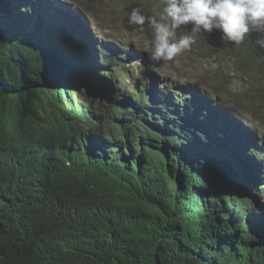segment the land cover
<instances>
[{
  "label": "trees",
  "instance_id": "1",
  "mask_svg": "<svg viewBox=\"0 0 264 264\" xmlns=\"http://www.w3.org/2000/svg\"><path fill=\"white\" fill-rule=\"evenodd\" d=\"M44 2L0 0V153L10 163L0 162V264H264V247L252 252L242 241L249 225L240 224L244 203L264 206L256 197L264 199V154L255 158L261 148L237 109L196 85L150 86L139 65L133 77L127 52L97 44L67 13H45ZM211 38L264 80L255 33L239 45L216 29ZM90 63L108 70L85 76L87 96L78 79ZM129 79L125 101L106 91L109 104L93 101L97 84ZM146 125L168 132L169 155L151 149L160 146L152 133L124 132ZM108 128L112 143L102 138ZM252 172L261 186L250 203L235 202L231 191Z\"/></svg>",
  "mask_w": 264,
  "mask_h": 264
},
{
  "label": "rangeland",
  "instance_id": "2",
  "mask_svg": "<svg viewBox=\"0 0 264 264\" xmlns=\"http://www.w3.org/2000/svg\"><path fill=\"white\" fill-rule=\"evenodd\" d=\"M44 4L45 11L67 13L82 21L79 24L87 26L93 32V35L96 36L94 37L95 42L110 44V47L118 50L117 56H122V52H127V59H124L122 64L130 66L134 74L133 77H137V74L140 75L136 67L139 65L143 67V73L150 78V86L156 79L158 86L161 84L172 86L177 92L178 87L190 86L195 82L207 89L210 94L208 97L218 100L233 110L237 109V113L241 115L251 133L254 143L257 144L260 140V136L256 135V132L264 137V110L262 109L264 105L259 103L256 97H253L257 88L260 92H257L256 96L264 98V80L260 82L257 81L258 78L250 77L248 61L240 56L235 59L236 53L230 48V45L218 44L211 38L212 32L195 34L196 42L191 48L177 55L173 60L154 62L149 59L152 47L151 29L147 24L144 25L143 31L138 26L129 25L128 14L133 7H139L145 14H154L160 9V2L157 3L155 0H45ZM191 27L192 25L189 24L178 28L176 30L177 37L192 34ZM96 68L97 65L91 63L86 73L78 79L81 87L86 88L87 96L90 84L84 78L90 70L96 71ZM99 69L102 70L101 72L107 70L104 67ZM117 69H119L118 66L114 67L113 71ZM94 74L96 77L97 73ZM262 75L264 76V67ZM129 81L130 83H126L122 88L116 84L117 88L114 89L129 91L134 80L129 79ZM147 81L149 82V80ZM189 95L190 93L186 96ZM200 95L207 96L204 93ZM258 146L261 150L258 153L255 152V155H263L264 140ZM258 177L256 175L254 178L256 187L259 186ZM245 178V183L238 186L246 187L252 176L248 174ZM173 181L175 182L174 179ZM252 189L253 186H248L249 192ZM257 199L259 203L264 202L261 196H257ZM262 240H264V235L251 237L248 248L250 249L251 246Z\"/></svg>",
  "mask_w": 264,
  "mask_h": 264
},
{
  "label": "clouds",
  "instance_id": "3",
  "mask_svg": "<svg viewBox=\"0 0 264 264\" xmlns=\"http://www.w3.org/2000/svg\"><path fill=\"white\" fill-rule=\"evenodd\" d=\"M160 9L159 11L155 12L154 14L148 15L145 14L139 7H133L128 14V24L138 26L141 31H143L144 25H148L152 32V41H151V52L149 55V59L154 62L160 61H171L177 55L181 54L182 52L189 50L191 46L196 42L195 34L199 33H211L213 29L219 30L221 32V39L222 41H228L234 43L236 45L241 44L246 35L249 34H256V44L264 49V0H160ZM45 13H56V12H48ZM57 14V13H56ZM80 20L77 19L75 22H79ZM191 24V33L192 34H185L177 37L176 30L181 26H186ZM91 64V63H90ZM89 64V65H90ZM127 66V65H126ZM141 67V66H140ZM128 68V67H127ZM130 68V66H129ZM143 68V67H141ZM99 68H96V71L92 69L93 73L99 74L97 71ZM101 70V69H99ZM108 70V68H107ZM106 70V71H107ZM102 71V70H101ZM105 71V72H106ZM134 75V74H133ZM85 80V79H84ZM89 82V79H87ZM190 85H197L202 90H205L207 93V89L203 88L202 86L198 85L197 83L190 84ZM89 90L92 88L91 84L88 85ZM94 88H97L100 96L94 98L93 101L99 100L100 105H106V100L104 95L102 94L103 91L107 93H113L118 101H125V97L128 91H123L117 88L116 84L113 83L112 85H108L105 82H101L97 84ZM86 92V88L83 89ZM75 90H71V94H76ZM205 95H209L205 94ZM147 96V95H144ZM136 104H138L132 97H130ZM149 99V106L152 107V103ZM216 100V99H215ZM154 107V106H153ZM128 110L131 111V108L128 107ZM124 112V111H123ZM112 113L108 112L106 115L110 116ZM98 128V127H97ZM146 129L139 127L138 130H128L124 131L126 135L131 136L132 134H150L152 133L155 137H150L151 139L160 143L158 148L151 147L153 151L162 150L164 156L169 155L170 148L164 145L162 142L163 137L168 135V132L161 128V131L158 129L156 125H146ZM99 129V128H98ZM115 128H108L104 129L102 132V138L105 141L112 143V138L108 137ZM150 132V133H149ZM258 132H256L257 135ZM89 135L88 133H86ZM92 135L99 136V134L95 131H91ZM259 136V135H258ZM18 138V135H17ZM119 141H124V138H115ZM138 140V138H136ZM256 140V139H255ZM92 146L94 147V141L91 140ZM262 143H257L258 145ZM256 144V143H255ZM48 144L41 146L35 157V162H37L34 167L37 168L43 162V159L46 155V147ZM259 147V146H258ZM258 153V152H257ZM135 157L141 155L139 152L138 154H134ZM263 155L256 156V159H261ZM170 158V157H169ZM7 157L4 158L3 154L0 153V162L6 166H9L10 163L7 162ZM168 167V165L166 164ZM252 179H250L246 187L238 186L236 189H233L231 193L238 196L236 193L239 192V197H236L235 202H244L248 201L250 203L251 195L248 191V186L256 187L254 182V178L258 175L256 172L250 173ZM171 179L175 180L176 186L178 187V174L177 171L174 170ZM259 176V175H258ZM259 178V177H258ZM264 181V180H263ZM261 186V184H259ZM252 189V190H253ZM258 190V189H256ZM252 192V191H251ZM256 193V192H255ZM249 195V196H247ZM243 196H245L243 198ZM260 196L258 193L256 197ZM10 198V197H9ZM225 200H229L226 197ZM264 202L260 203L263 204ZM260 208V209H259ZM243 209L240 213V224L245 223L249 225V229L246 230L245 236L242 237L243 243L247 246L250 242V238L255 235H264V231L258 232L257 229H261V225H264V206H258L253 204L251 207L246 206L244 203ZM258 221V222H257ZM257 222V223H256ZM230 234H233L231 231ZM240 234V233H238ZM260 246L264 247V240L263 243L259 242L255 245L251 246L250 250L252 252H257L260 249Z\"/></svg>",
  "mask_w": 264,
  "mask_h": 264
},
{
  "label": "bare ground",
  "instance_id": "4",
  "mask_svg": "<svg viewBox=\"0 0 264 264\" xmlns=\"http://www.w3.org/2000/svg\"><path fill=\"white\" fill-rule=\"evenodd\" d=\"M90 73L93 74V71H91ZM194 83H195V82H194ZM196 87L199 88V89H201V88H200L199 86H197V85H196ZM206 94H208V93L206 92ZM209 95H210V94H209ZM225 103H226V102H225ZM248 125H249V124H248ZM250 127H252V126H250ZM250 129H251V128H250Z\"/></svg>",
  "mask_w": 264,
  "mask_h": 264
},
{
  "label": "water",
  "instance_id": "5",
  "mask_svg": "<svg viewBox=\"0 0 264 264\" xmlns=\"http://www.w3.org/2000/svg\"><path fill=\"white\" fill-rule=\"evenodd\" d=\"M245 196H243V198H244Z\"/></svg>",
  "mask_w": 264,
  "mask_h": 264
}]
</instances>
